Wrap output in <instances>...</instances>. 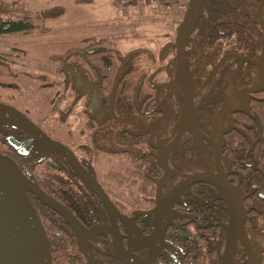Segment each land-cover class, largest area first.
I'll return each mask as SVG.
<instances>
[{"label":"flooded vegetation","instance_id":"flooded-vegetation-1","mask_svg":"<svg viewBox=\"0 0 264 264\" xmlns=\"http://www.w3.org/2000/svg\"><path fill=\"white\" fill-rule=\"evenodd\" d=\"M181 19L109 52V89L94 45L48 56L51 108L22 113L64 146L0 117V153L67 211L27 191L53 264H264V0H202L183 70Z\"/></svg>","mask_w":264,"mask_h":264},{"label":"rangeland","instance_id":"rangeland-1","mask_svg":"<svg viewBox=\"0 0 264 264\" xmlns=\"http://www.w3.org/2000/svg\"><path fill=\"white\" fill-rule=\"evenodd\" d=\"M19 2L32 10L31 21L36 28L45 25L49 29L0 33V83L1 88L6 87L3 91L9 95L10 104L34 119L51 108L49 99L56 90V84L47 86L50 79H54L52 70L55 65L49 55L81 46L84 37L104 35L118 37L121 49L140 47L152 54L153 44L147 41L146 36L153 35L155 30L162 35L173 18L179 21L183 12L182 8L169 11L150 9L142 0H130L123 5L116 0ZM10 3L13 0H0V15L20 16L19 10L10 8ZM57 4L64 7L61 15L47 19L36 16V10Z\"/></svg>","mask_w":264,"mask_h":264},{"label":"water","instance_id":"water-1","mask_svg":"<svg viewBox=\"0 0 264 264\" xmlns=\"http://www.w3.org/2000/svg\"><path fill=\"white\" fill-rule=\"evenodd\" d=\"M201 2L202 0H188L177 27V66H180L181 70L184 43ZM77 84L82 91L89 90L85 79L80 77ZM95 99L94 91L92 100L96 102ZM0 117L25 128L33 135L40 134L45 140V145L64 146L47 136L21 111L1 101ZM1 119L0 122L3 121ZM27 191L67 215L60 203L0 153V264H53L45 229Z\"/></svg>","mask_w":264,"mask_h":264},{"label":"trees","instance_id":"trees-1","mask_svg":"<svg viewBox=\"0 0 264 264\" xmlns=\"http://www.w3.org/2000/svg\"><path fill=\"white\" fill-rule=\"evenodd\" d=\"M76 2H83L87 0H75ZM11 4V3H10ZM10 8H16L20 12V16H2L0 15V33H12V32H22L28 33L32 32L35 29L40 31H46L49 29L47 26H41L36 28L34 23L31 21L32 10L24 7L20 4L19 0H13V3L10 5ZM7 5V6H8ZM64 11V7L60 4L53 5L50 7H46L40 10H36V16H39L41 19L53 18L61 15ZM83 47L81 49H85L86 47L94 45L97 49L92 52L93 58H98V55H101L100 60L97 61L98 64H101L104 72V88H110V85L113 81L114 73L118 65V59L106 60L107 56L110 55L109 52H113L119 47L118 37L115 36H87L82 39ZM71 49L68 51L70 52ZM66 51V52H68ZM65 53H55L52 54V57H57L60 55H64ZM103 56V57H102ZM102 59V60H101ZM262 164H264V149L260 154V158L258 160Z\"/></svg>","mask_w":264,"mask_h":264},{"label":"built area","instance_id":"built-area-1","mask_svg":"<svg viewBox=\"0 0 264 264\" xmlns=\"http://www.w3.org/2000/svg\"><path fill=\"white\" fill-rule=\"evenodd\" d=\"M130 0H116L120 5ZM149 5L154 9H164L166 11L174 10L175 8L184 9L187 4V0H147Z\"/></svg>","mask_w":264,"mask_h":264},{"label":"crops","instance_id":"crops-1","mask_svg":"<svg viewBox=\"0 0 264 264\" xmlns=\"http://www.w3.org/2000/svg\"><path fill=\"white\" fill-rule=\"evenodd\" d=\"M142 1H146L147 2V0H142ZM145 3V2H144ZM148 3V2H147ZM147 3H145V5L147 6V7H149L150 9H154V8H152L150 5H149V3L147 4ZM152 14H155V13H152ZM173 21H176V19L175 18H173ZM172 21V22H173ZM155 32H156V30H155Z\"/></svg>","mask_w":264,"mask_h":264}]
</instances>
